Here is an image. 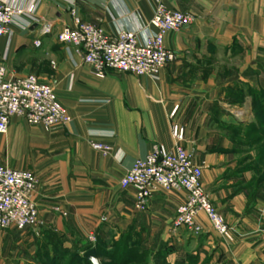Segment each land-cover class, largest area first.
Returning a JSON list of instances; mask_svg holds the SVG:
<instances>
[{
  "label": "crops",
  "instance_id": "1",
  "mask_svg": "<svg viewBox=\"0 0 264 264\" xmlns=\"http://www.w3.org/2000/svg\"><path fill=\"white\" fill-rule=\"evenodd\" d=\"M5 1L25 9L33 4L35 12L0 39V62L15 76L35 75L51 85L72 117L51 131L15 117L0 134V166L31 172L39 181L33 201L47 226L37 236L78 243L96 234L108 243L127 233L137 247L162 254L165 264H264V209L256 205L246 213V185L254 175L237 164V129L254 116L249 95L264 96V0ZM160 6L194 21L165 37L176 58L156 80L113 70L98 78L80 52L58 40L75 18L111 37L128 31L142 39L154 32L150 21ZM175 126L184 130L181 144L173 137ZM92 143L111 151L104 155ZM179 145L203 167V185L234 230L232 246L224 245L204 214L199 235L174 229L186 192L158 190L140 212L134 189L121 188L136 160L156 147L173 152ZM15 237L24 235L10 229L4 239Z\"/></svg>",
  "mask_w": 264,
  "mask_h": 264
},
{
  "label": "built area",
  "instance_id": "2",
  "mask_svg": "<svg viewBox=\"0 0 264 264\" xmlns=\"http://www.w3.org/2000/svg\"><path fill=\"white\" fill-rule=\"evenodd\" d=\"M34 12L33 4L25 9L0 0V39L10 34L11 26L18 19L25 15L32 16ZM192 22L190 14L160 6L150 21L154 32L147 33L142 39L128 31L111 37L101 29L75 18V26L63 29L58 40L80 52L84 64L91 67L98 78H104L107 71L113 70L156 80L176 58L174 52L165 46V37ZM50 31L46 29L44 33ZM35 46L40 47L41 42L35 41ZM15 117L31 126L43 127L46 131L66 126L72 121L51 85L40 81L35 75L15 76L0 62L1 135L7 134ZM173 137L181 144L185 139L184 130L175 126ZM91 146L104 155L111 151L104 144L92 143ZM202 176L203 167L197 165L193 153L182 146H177L173 152L156 147L147 157L134 162L120 186L122 189H134L136 209L140 212L147 210L158 190L184 191L187 201L176 211L172 223L174 229L199 234L202 227L198 217L204 214L218 235L231 240L230 230L204 193ZM38 185L37 177L31 172L0 167V232L10 228L22 231L40 223L39 211L33 201Z\"/></svg>",
  "mask_w": 264,
  "mask_h": 264
},
{
  "label": "rangeland",
  "instance_id": "3",
  "mask_svg": "<svg viewBox=\"0 0 264 264\" xmlns=\"http://www.w3.org/2000/svg\"><path fill=\"white\" fill-rule=\"evenodd\" d=\"M21 68L23 69L24 67L22 66ZM249 96L251 97L252 113L254 116L250 124L245 127H241V139H243L244 142H247V146L241 145L242 151L239 156L240 160H238L237 164L238 167H245V170L250 169L248 170V172L250 171V173L252 172L254 175L253 179L246 185L249 189L246 199L248 201V212L246 213H249V211L253 212V209L256 205L257 210L263 213L264 208L262 207V203H264V136L262 134H264V125L263 123L259 122L261 112L255 105V96L258 98H262L264 96H260L258 92H254L253 94L251 93ZM240 115H243V111L240 112ZM255 127L258 128L259 132ZM237 139L239 140L238 136ZM206 186L203 185L204 193L212 203V193L210 191V187H208V185ZM212 205L215 208L216 212L223 218L226 226L230 230V233L232 235L231 240L224 239L219 235L224 245L230 247L236 241L234 230L229 226L225 217L217 210L213 203ZM46 226L47 224L44 223V221H40L37 226L30 227L26 231H19L15 229L16 235L19 236L23 234L24 238L15 237L12 240L9 239L8 241H6L4 237L10 231V229L13 228L1 231L0 264H84L82 262L84 254L89 251L91 246L98 245L100 241L96 234H89L83 242L78 241V243H74L65 237H58L53 234H46L42 238L41 236H37L39 235L40 231L43 230ZM126 235L127 233L122 234L120 236V239L116 241L118 242L116 245H113V238H109L108 243L102 244L105 247L103 249L104 251L101 248L99 249L97 247V256L99 258V261L101 260L100 264H165L162 254L154 255L148 253V251L140 248L139 246H131L126 248V251L123 250L122 244L128 239ZM114 246L117 247L116 250V247ZM113 251H115L116 254L110 257L109 254H111Z\"/></svg>",
  "mask_w": 264,
  "mask_h": 264
},
{
  "label": "trees",
  "instance_id": "4",
  "mask_svg": "<svg viewBox=\"0 0 264 264\" xmlns=\"http://www.w3.org/2000/svg\"><path fill=\"white\" fill-rule=\"evenodd\" d=\"M263 100H264V97H256L255 96V105L257 106V108H258V110L261 112V117H259V122L260 123H263V125H264V103H263ZM261 118V119H260ZM262 125V124H261ZM256 128V127H255ZM253 130V129H252ZM256 130L258 131V128H256ZM256 131V132H257ZM241 132H242V128H240V129H238L237 130V136L239 137V140H238V144L241 146H247L246 144H247V142H244L243 141V139H241ZM255 132V131H254ZM259 132V131H258ZM264 133V132H263ZM263 136H264V134H262ZM249 143H251V142H249ZM248 143V144H249ZM253 143H254V141H253ZM118 242H114L113 243V245H116ZM103 243L102 242H100L99 241V244L97 245V247L100 249H104L105 247H104V245H102ZM122 246H123V250H125L126 251V248H128V247H137V245L136 244H134V243H131V241H130V239H127L126 241H124V243L122 244ZM96 247V253H97V250H98V248ZM114 247H116V246H114ZM117 249V247L115 248V250ZM88 250V249H87ZM89 250H91V248L89 249ZM104 251V250H103ZM116 253H115V251H113L111 254H109V256L110 257H112V256H114ZM82 262L84 263V264H91L89 261H87L84 257L82 258Z\"/></svg>",
  "mask_w": 264,
  "mask_h": 264
},
{
  "label": "water",
  "instance_id": "5",
  "mask_svg": "<svg viewBox=\"0 0 264 264\" xmlns=\"http://www.w3.org/2000/svg\"><path fill=\"white\" fill-rule=\"evenodd\" d=\"M188 26H185L184 28H187ZM84 258L89 261L91 264H100L99 258L97 256V253L94 249H91L87 251L84 254Z\"/></svg>",
  "mask_w": 264,
  "mask_h": 264
}]
</instances>
